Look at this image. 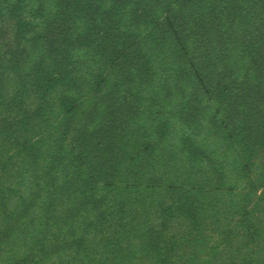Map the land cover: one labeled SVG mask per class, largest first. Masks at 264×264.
Masks as SVG:
<instances>
[{
	"label": "rangeland",
	"instance_id": "374dc122",
	"mask_svg": "<svg viewBox=\"0 0 264 264\" xmlns=\"http://www.w3.org/2000/svg\"><path fill=\"white\" fill-rule=\"evenodd\" d=\"M0 264H264V0H0Z\"/></svg>",
	"mask_w": 264,
	"mask_h": 264
}]
</instances>
